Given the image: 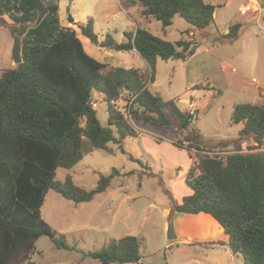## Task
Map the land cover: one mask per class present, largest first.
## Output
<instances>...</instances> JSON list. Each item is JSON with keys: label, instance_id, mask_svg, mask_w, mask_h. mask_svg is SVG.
<instances>
[{"label": "trees", "instance_id": "16d2710c", "mask_svg": "<svg viewBox=\"0 0 264 264\" xmlns=\"http://www.w3.org/2000/svg\"><path fill=\"white\" fill-rule=\"evenodd\" d=\"M129 2L141 6L143 17L159 21L163 31L175 16L189 25L186 35L193 31L200 36L214 27L215 6L204 0ZM58 10V4L48 0H0V27L12 38L20 37L22 56L20 64L0 77V264H34L41 237H48L57 249L67 248L41 217V207L50 190L75 204L90 202L120 174L112 169L108 176L100 175L92 190L76 186L69 175L63 182L54 179L57 169H71L88 152H111L108 143L121 145L125 138L137 137L125 114L115 108L118 101H124L126 112L129 107L134 122L182 136L173 144L187 150L192 161L184 178L191 193L181 202L171 195V216L209 214L228 236L226 246L233 255L243 264H264V153L237 152L245 140L264 141V102L234 105L230 122L242 125L234 149L228 147L230 141L222 142L218 151L200 155L209 144L191 127L193 115L149 90L158 59L186 61L199 43L191 37L169 42L141 27L124 31L123 42L110 35L99 41L89 20L80 33L92 45L135 50L149 71L109 67L85 52L72 28L60 25ZM240 28L239 23L230 25L222 38L234 40ZM96 96L107 103L106 126L91 106ZM141 247L139 238L125 236L85 257L101 264H137Z\"/></svg>", "mask_w": 264, "mask_h": 264}, {"label": "rangeland", "instance_id": "374dc122", "mask_svg": "<svg viewBox=\"0 0 264 264\" xmlns=\"http://www.w3.org/2000/svg\"><path fill=\"white\" fill-rule=\"evenodd\" d=\"M48 1L58 4L60 25L76 32L89 56L109 67L131 66L149 71L136 53L109 51L94 46L80 33V26L91 20L93 32L99 41L110 35L116 42H123L124 31L143 28L149 19L141 15L142 8L139 4H132L129 0ZM211 1L213 4H222L214 14V24L219 32L226 24L241 25V38L233 42L234 44L219 38L213 28L200 36L192 37L199 43L198 38L204 35V49L218 60H228L236 48L246 46V38L254 40L264 34V0L258 1L261 5L258 23L254 22L250 13L242 15L238 12L240 4L244 5L247 0ZM151 19L153 22L149 32L159 37L156 28L161 23ZM184 25L186 22L175 16L173 30L167 40L176 38L174 31L181 30ZM12 45L10 32L7 28L0 27V77L3 72L16 66L11 58ZM205 65L198 63L197 69L190 66L194 72L188 73L181 62L159 60L157 68L153 69L152 82L149 85L152 93L164 100L173 99L182 111L189 101L195 103L191 110V127L202 135L205 144H209L203 147L204 151L200 155H206L207 151H218L222 142L230 144V141L228 147L234 149L235 139L241 128L240 124L233 125L230 122L234 105L258 104L257 101H250L248 97L239 95L232 87L216 89L213 85L215 81L209 77L206 79L209 75H206ZM192 81L196 82L194 86H190ZM95 100L96 116L100 124L106 126L107 103L99 96ZM124 104V101H118L115 108L125 114L137 131V137H127L121 145L108 143L107 147L111 152L100 149L88 152L71 169H57L54 179L56 182H63L69 175L76 186L92 190L100 175L108 176L112 169H117L120 174L112 178L104 192L87 203L75 204L53 190L47 192L41 207V217L56 231V237L63 240L67 248L57 249L48 237H41L35 244L36 253L32 256L34 264H101L99 260L85 255L99 251L111 241L125 236H134L141 240L142 264H166L167 258L173 262L174 259L186 255L178 252L170 257L172 249L168 245L175 241L167 239L168 226L172 223L169 222V212L164 215V210L170 209L171 195L177 199L186 189L183 180L188 167V152L173 144L182 140V136L168 129L134 122L128 117ZM155 139H160L161 142L156 143ZM195 153L192 149L191 154ZM193 159L196 160L195 157ZM197 247L193 245L184 249H189L187 255L196 257L199 249Z\"/></svg>", "mask_w": 264, "mask_h": 264}, {"label": "crops", "instance_id": "0c3cea01", "mask_svg": "<svg viewBox=\"0 0 264 264\" xmlns=\"http://www.w3.org/2000/svg\"><path fill=\"white\" fill-rule=\"evenodd\" d=\"M205 1V0H204ZM209 4L215 6L214 14L217 8L221 7L222 4H213L211 0H206ZM205 1V2H206ZM259 0H247V2L238 7V12L242 15L250 13L255 23L260 21V12L261 5L258 2ZM251 8V9H250ZM213 14V17H214ZM146 21V24L143 26L144 29H150L153 19L151 17ZM174 19L172 24L167 27L164 31L160 27L156 28V31L159 33V38L167 40L173 30ZM240 24V23H239ZM230 24H226L224 28H220L221 32L217 30V26L214 24L213 29L217 33L218 37L223 39L222 36L228 32ZM189 28V25H186L176 32V38L169 42H176L180 39L192 38L195 36V32L190 31L188 35L183 34ZM207 32V31H206ZM205 32V33H206ZM203 34V33H202ZM208 34V33H207ZM203 38L204 35L198 38L199 47L197 48L194 55L189 57L186 61L174 60L182 63V66L187 69V72H194L197 64L206 67L207 80L209 78L213 79L215 82L214 87L216 89H224L225 87H232L235 92L239 95H244L248 97L250 101H257L258 104L264 102V34L261 37H257L252 40L251 38H246L248 40L247 45L235 49L234 53L228 60H218L213 54H210L207 49L203 47ZM241 38V33L239 31L238 36L230 41L233 42ZM125 40V39H124ZM225 40V39H223ZM227 41V40H226ZM256 42H260L257 45ZM262 44V46H260ZM203 50L205 53H203ZM131 52L138 53L135 50ZM139 56V55H138ZM141 58V57H140ZM142 59V58H141ZM143 60V59H142ZM194 60H196L194 62ZM159 59L156 61L155 67L157 68ZM171 60H168V62ZM172 60V62H174ZM208 63V64H207ZM147 66V64L144 62ZM193 69H191V67ZM131 67V66H130ZM137 68V67H135ZM144 71V68H139ZM209 73V74H208ZM209 77V78H208ZM190 86L195 85V81L190 82ZM177 107L181 109L180 105L176 103ZM195 106V103L189 101L188 106L184 109V112H190ZM183 109H181L182 111ZM239 125V124H237ZM241 125V124H240ZM242 128V125H241ZM240 128V129H241ZM239 132V131H238ZM237 138V137H236ZM236 140V139H235ZM187 170L190 166V160L188 159ZM184 181V180H183ZM191 193L190 189L186 187L183 194L178 197L176 200L181 202L183 196L189 195ZM169 212V217L171 216V210H164V215ZM172 217V225L174 234L176 236L175 242H171L168 246L172 249L170 251V257H174L178 252H184L186 255L179 259H174L173 262L166 259V264H243L240 256L233 255L226 244L228 242V236L224 233L221 226L209 215L204 213L199 214H174ZM198 243L199 248L196 251V257L187 255L189 249L187 246L191 247L193 244ZM208 243H214V245H209ZM217 243H221L217 245ZM172 244H175L172 246ZM176 252V253H175ZM137 264H142L141 260Z\"/></svg>", "mask_w": 264, "mask_h": 264}, {"label": "built area", "instance_id": "2783aa9c", "mask_svg": "<svg viewBox=\"0 0 264 264\" xmlns=\"http://www.w3.org/2000/svg\"><path fill=\"white\" fill-rule=\"evenodd\" d=\"M133 100V99H132ZM132 100L129 102L128 105L131 104ZM91 106L92 108H96L97 107V100H93L91 102ZM129 113V107L127 108V114ZM193 112L191 111V114ZM128 117L129 114H128ZM239 153H254V152H264V141L259 143V142H256L254 140H245L243 141L241 144H240V149L239 151H237ZM225 153H228V152H216L215 155H223ZM210 155H213V153H209Z\"/></svg>", "mask_w": 264, "mask_h": 264}, {"label": "water", "instance_id": "95a60500", "mask_svg": "<svg viewBox=\"0 0 264 264\" xmlns=\"http://www.w3.org/2000/svg\"><path fill=\"white\" fill-rule=\"evenodd\" d=\"M70 22H73L70 19ZM11 58L15 65H18L22 62V56H21V39L18 36L13 37V45L11 50ZM176 236L174 234L173 225L168 226L167 230V239L170 241L175 240Z\"/></svg>", "mask_w": 264, "mask_h": 264}]
</instances>
